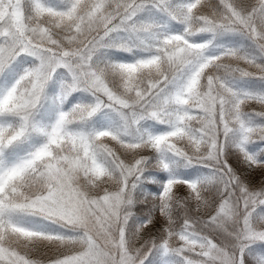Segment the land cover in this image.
<instances>
[{
	"label": "snow or ice",
	"instance_id": "obj_1",
	"mask_svg": "<svg viewBox=\"0 0 264 264\" xmlns=\"http://www.w3.org/2000/svg\"><path fill=\"white\" fill-rule=\"evenodd\" d=\"M0 264H264V0H0Z\"/></svg>",
	"mask_w": 264,
	"mask_h": 264
}]
</instances>
